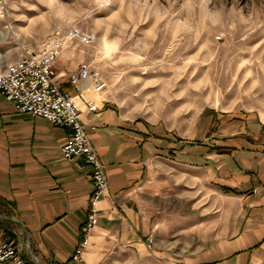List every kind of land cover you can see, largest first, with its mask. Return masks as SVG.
Wrapping results in <instances>:
<instances>
[{"label": "crops", "instance_id": "0c3cea01", "mask_svg": "<svg viewBox=\"0 0 264 264\" xmlns=\"http://www.w3.org/2000/svg\"><path fill=\"white\" fill-rule=\"evenodd\" d=\"M55 71L68 90L67 71ZM102 92L83 94L98 102L90 113L76 98L107 180L80 262L70 254L85 220L90 167L60 156L65 128L19 113L0 95V243L11 233L27 243L25 264H264V130L248 137L221 124L204 136L194 163L193 142L124 117L98 100Z\"/></svg>", "mask_w": 264, "mask_h": 264}, {"label": "rangeland", "instance_id": "374dc122", "mask_svg": "<svg viewBox=\"0 0 264 264\" xmlns=\"http://www.w3.org/2000/svg\"><path fill=\"white\" fill-rule=\"evenodd\" d=\"M70 28L92 40L69 37ZM0 32L1 64L57 43L59 91L72 88L67 77L70 88H59L55 66L68 74L88 65L104 83L99 101L172 141L193 142L194 163L221 124L248 137L264 130V0H7Z\"/></svg>", "mask_w": 264, "mask_h": 264}, {"label": "built area", "instance_id": "2783aa9c", "mask_svg": "<svg viewBox=\"0 0 264 264\" xmlns=\"http://www.w3.org/2000/svg\"><path fill=\"white\" fill-rule=\"evenodd\" d=\"M6 1L0 0V19L6 16ZM68 33L69 37H78L84 43L92 40L91 34L80 33L74 28H70ZM57 53L58 44L51 43L35 52L23 50L14 63H0V95L12 103L16 111L66 128L67 137L59 146L61 157L65 161L80 157L90 167L91 191L87 199V211L71 255V259L80 261L81 253L87 246V233L96 221V203L106 191L107 182L98 155L84 132L76 98L83 100L85 110L96 111L98 102L84 98L83 94L98 95L104 83L96 70L82 64L66 74L71 91H59L52 68ZM150 244L151 240L147 248ZM22 248L11 239L1 242L0 264H25L20 253Z\"/></svg>", "mask_w": 264, "mask_h": 264}, {"label": "trees", "instance_id": "16d2710c", "mask_svg": "<svg viewBox=\"0 0 264 264\" xmlns=\"http://www.w3.org/2000/svg\"><path fill=\"white\" fill-rule=\"evenodd\" d=\"M221 190L223 191V192H226V193H230L231 191L229 190V189H227V188H221Z\"/></svg>", "mask_w": 264, "mask_h": 264}, {"label": "bare ground", "instance_id": "6f19581e", "mask_svg": "<svg viewBox=\"0 0 264 264\" xmlns=\"http://www.w3.org/2000/svg\"><path fill=\"white\" fill-rule=\"evenodd\" d=\"M0 36H2V32H0ZM6 240H7V239H6ZM6 240H5V241H6Z\"/></svg>", "mask_w": 264, "mask_h": 264}, {"label": "water", "instance_id": "95a60500", "mask_svg": "<svg viewBox=\"0 0 264 264\" xmlns=\"http://www.w3.org/2000/svg\"><path fill=\"white\" fill-rule=\"evenodd\" d=\"M31 258H32V256H31Z\"/></svg>", "mask_w": 264, "mask_h": 264}]
</instances>
